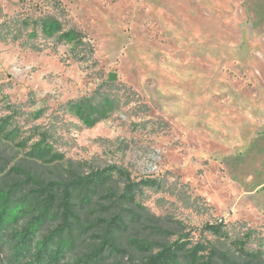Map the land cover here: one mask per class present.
I'll return each instance as SVG.
<instances>
[{"label":"rangeland","instance_id":"374dc122","mask_svg":"<svg viewBox=\"0 0 264 264\" xmlns=\"http://www.w3.org/2000/svg\"><path fill=\"white\" fill-rule=\"evenodd\" d=\"M45 15L85 36L87 60L54 36L17 29ZM104 97L112 101L104 116L77 107ZM1 122L15 131L13 140L0 135V211L13 213L6 232L30 217L13 212V182L28 191L110 165L158 182L120 205L105 195L122 192L113 174L79 208L63 264L104 244V264L139 260L146 252L134 239L206 242L222 252L242 241L264 264V0H0ZM35 141L55 156L31 154ZM117 214L130 221L114 231ZM219 221L226 235L204 227ZM10 260L6 246L0 264Z\"/></svg>","mask_w":264,"mask_h":264},{"label":"trees","instance_id":"16d2710c","mask_svg":"<svg viewBox=\"0 0 264 264\" xmlns=\"http://www.w3.org/2000/svg\"><path fill=\"white\" fill-rule=\"evenodd\" d=\"M17 26H20L17 28L18 30L31 26L33 32L39 30L47 37L54 36L61 43H69L70 52L77 61H85L91 54V45L85 36L74 27L63 28V23L54 15H45L35 19L25 18L22 25ZM17 33H14L13 36L15 37ZM111 102L109 98L104 97L94 104L90 102L88 109L80 104L77 107L86 117H91L94 112L99 116H104L111 108ZM5 125L6 122L0 123V135L13 140L15 131L13 129L5 130ZM19 144H23V142ZM30 153L41 159L55 156L50 155L49 149L42 146L40 141L31 143ZM113 174L122 179V192L115 193L107 189L105 195L114 197L113 200L120 205L123 203L132 204L137 190L142 186L158 185L155 179L145 178L135 181L131 179L125 169L116 165L96 169L83 177L69 180L49 181L41 184L35 182V187L28 191H24L18 182L7 184L6 194L17 196L16 199L11 200V202L17 200L14 214L19 216L29 214L30 217L18 231L9 233L5 231V228L13 213L9 216L5 209L0 211V251L4 250L6 246L9 248L11 264H63L61 260L66 255L64 240L66 235L77 228L79 208L90 206L94 195L107 188V183ZM5 203H9V198H6ZM127 213L126 211L124 216H128ZM5 215L7 219H5ZM128 221H130L128 217L117 214L110 219V225L114 227L115 231L121 227L126 228ZM52 224L54 228L48 230V226ZM204 227L213 233L226 235L222 230L221 221L206 224ZM39 228L47 230L41 237L35 235V231ZM133 241L138 250L146 253L141 259L129 260L127 264H255L254 258L258 257L255 252H247L242 241H238V247L230 252H222L221 249L206 242H196L187 246L186 240L181 239L163 242L156 246L143 240L137 242L134 239ZM108 246L112 253L120 250L112 246V243H108ZM106 247V244L101 245L79 258L77 262L67 264H104L102 253ZM154 248L155 250H153ZM121 252L123 251L121 250Z\"/></svg>","mask_w":264,"mask_h":264},{"label":"water","instance_id":"95a60500","mask_svg":"<svg viewBox=\"0 0 264 264\" xmlns=\"http://www.w3.org/2000/svg\"><path fill=\"white\" fill-rule=\"evenodd\" d=\"M116 78V73H110L109 79L114 80Z\"/></svg>","mask_w":264,"mask_h":264}]
</instances>
